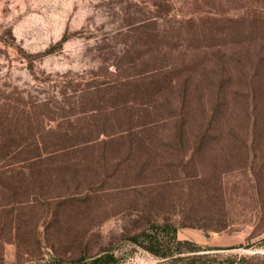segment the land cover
Masks as SVG:
<instances>
[{
    "label": "rangeland",
    "instance_id": "obj_1",
    "mask_svg": "<svg viewBox=\"0 0 264 264\" xmlns=\"http://www.w3.org/2000/svg\"><path fill=\"white\" fill-rule=\"evenodd\" d=\"M213 49L242 52L237 66L254 65V54H264V0H0V131L116 132L60 143L73 147L43 160L16 163L24 152L4 161L19 172L0 174V207L36 203L18 211L31 213L30 245L11 242L0 219V264H71L104 252L114 264H199L192 249L208 254L203 264H264V60L252 104L225 66L224 108L213 121L234 126L235 141L146 144L119 135L126 125L114 122L110 90L140 84L164 62L176 67L169 77L178 84L194 77L186 106L196 105L194 90L207 102ZM168 93L179 96L175 87ZM188 115V130L208 122L202 112ZM158 117L152 135L168 134L173 125ZM163 223L177 228L182 253L160 259L131 240L146 231L174 250L156 227Z\"/></svg>",
    "mask_w": 264,
    "mask_h": 264
},
{
    "label": "trees",
    "instance_id": "obj_2",
    "mask_svg": "<svg viewBox=\"0 0 264 264\" xmlns=\"http://www.w3.org/2000/svg\"><path fill=\"white\" fill-rule=\"evenodd\" d=\"M210 58V65L214 69V75L209 76L211 77L209 80L204 79V76H201L204 81H209L207 83V90L211 92L209 94V98L207 102H204L202 97H198L199 93L197 90L193 91V96L197 94V101L196 105L192 107L186 106L185 100L190 93L189 82L193 80V76L190 74H186L178 84L177 80L170 79L169 75L176 71V67L173 65H169L164 62V64L154 70H149L144 79H142L140 84L131 83V85H117L114 89H111L110 92L113 95L111 99L117 102L116 104V114L117 118L115 119V123L121 125H126L125 129L120 130V134H127L125 138L134 137L135 140L138 142L146 143V144H153L155 140L162 142V143H184L189 141L190 139H194V144L197 146L195 149L204 148V146H208L211 142L230 139V141H235L237 139L236 130L234 126H229L226 128L224 126V120L222 123H216L213 121L216 116H219L223 112L224 103H223V87L225 83L228 81L225 73V66H227V62H231L235 72L237 73V80L238 82L244 84V87L249 91L245 98H250V104L256 100V95L253 94L254 92V82L260 81L258 79V74L256 73L258 70L259 65L264 60V54L257 53L254 54L256 59V63L251 65L249 68H243L242 66H237L236 59L243 57L242 52H232L229 54L220 49L211 50L207 53L206 57ZM246 57H249V54H246ZM189 62V61H188ZM238 67V68H237ZM204 73L202 75H206V72L209 71L204 69ZM230 76V75H229ZM226 77V78H225ZM231 77V76H230ZM198 78V77H197ZM196 78V80H197ZM264 79V78H262ZM200 77L198 78V84L200 83ZM177 82V83H176ZM118 84V81L116 82ZM194 83V82H193ZM172 87L178 89L177 98L169 97V93L171 92ZM195 92V93H194ZM264 92V91H262ZM250 93V94H249ZM127 94H130V98ZM253 94V95H252ZM209 104L208 110L205 111L204 105ZM251 106V105H250ZM252 107V106H251ZM122 110V111H121ZM163 113L162 116L158 117L160 113ZM169 112V113H168ZM204 113L206 116L208 115V122L206 126H202L197 131L188 130L186 119L189 117L188 114L190 113ZM247 115H249V109L247 108ZM159 113V114H158ZM167 115H166V114ZM114 114V115H116ZM166 115V116H164ZM158 117L161 119V123H169L173 125V129L168 130L167 133H161L157 136L152 135V131L155 132L156 120L154 121V117ZM228 117L226 120H228ZM160 120H158V124ZM127 131V132H126ZM28 133V132H26ZM116 134V132H105V131H93L91 129H83V130H75V131H59V130H51L46 132H38V133H28L25 132H18V133H4L0 131V174H17L19 171L18 169H13L12 163L4 164V161L12 160L17 156H20L24 152L28 153V156H25L23 160L16 163L21 162H34L36 160H43L42 157L49 158L56 155L57 153L70 149L69 147H73V145H68L64 147L58 146L61 144L71 143L72 140H86V142L95 141L100 135H112ZM157 134V133H154ZM25 135H30V141L23 144H19L18 142L16 145L13 143L9 144L11 137L13 141H15L16 136L23 138ZM29 139V136H27ZM156 137V139H155ZM81 140V141H82ZM134 140V141H135ZM59 141V142H57ZM133 141V140H132ZM133 141V142H134ZM49 143V144H48ZM156 143V142H155ZM79 145V144H78ZM200 148V149H201ZM199 149V150H200ZM205 149V148H204ZM201 153V152H200ZM78 199H73L75 201ZM79 203H85L83 199L78 200ZM34 203L36 200L34 199H26L25 201H21L18 204H11L7 205L4 208H1L0 215L2 217L0 219L3 220V223H6L8 226V235L11 242H15V245L20 247L22 245H30L29 242V231L26 227V223L29 220L28 215H20L18 211L22 209H29L33 208ZM62 206V202L58 203V206ZM60 206V207H61ZM62 211L59 212H51L52 218H58L61 216ZM63 215V214H62ZM158 227L160 230L165 232V234L169 235V239L174 250L169 248H165L163 244L160 243L158 240V234H147L146 231L142 233L133 235L131 240L138 245H141L147 251L151 252L155 256L159 257L160 259H166L169 256L173 255V252L178 254L182 253V246L184 243L180 242L176 238L177 228L171 224L163 223ZM36 237V249L38 246L39 249V239ZM25 239V242L23 240ZM14 240V241H13ZM19 241V242H18ZM20 243V244H19ZM201 250L192 249L191 252L193 254V259L196 263L200 262L203 264L202 260L208 258V254H198ZM197 253V254H196ZM42 258H35V260L39 261ZM182 258L177 256L172 259L174 262L181 261ZM58 261V259H57ZM116 262L115 257L113 254L108 252L98 253L93 256L84 255L81 256L78 260H73L71 264H114Z\"/></svg>",
    "mask_w": 264,
    "mask_h": 264
}]
</instances>
